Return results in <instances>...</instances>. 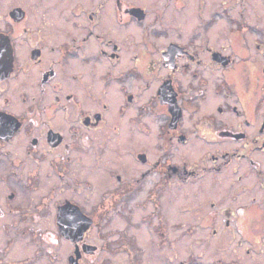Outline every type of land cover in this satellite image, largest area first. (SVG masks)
Returning a JSON list of instances; mask_svg holds the SVG:
<instances>
[{"label":"flooded vegetation","instance_id":"flooded-vegetation-1","mask_svg":"<svg viewBox=\"0 0 264 264\" xmlns=\"http://www.w3.org/2000/svg\"><path fill=\"white\" fill-rule=\"evenodd\" d=\"M154 2L0 0V264H142L113 218L155 205L160 248L176 189L264 219V0Z\"/></svg>","mask_w":264,"mask_h":264},{"label":"rangeland","instance_id":"rangeland-1","mask_svg":"<svg viewBox=\"0 0 264 264\" xmlns=\"http://www.w3.org/2000/svg\"><path fill=\"white\" fill-rule=\"evenodd\" d=\"M136 1L144 4H151L152 1L158 2V0ZM183 192L180 189L173 191L170 215L165 216L167 221L164 230L168 243L160 248L156 242L160 237L158 227H160L162 215L160 216L158 212L152 213L153 210H159L155 205L151 203L141 205L135 216L137 221L132 220L133 217L128 218L125 215L115 214L112 225L129 223L134 227L133 225L137 223L138 228L136 227L135 231L140 236L139 245L142 248L145 246L149 248L147 251L149 254H144L142 264H181V262L183 264H228V259L234 256L245 258L242 261L238 258L239 260L231 264H264V255L262 259L255 260L241 254V250L250 245L264 247V219L261 220L260 216H252L250 221L243 222L244 226L249 222L246 228L243 227L240 230L237 225L229 230L214 232L211 217L206 210L203 211L205 207L202 208L203 212L195 207L200 202L196 191L189 190L186 197L182 196ZM175 193L179 195L175 196ZM186 204L189 205L188 209ZM143 215L148 216L143 218ZM111 236L117 242L123 241L121 233L118 235L113 233ZM63 248L65 250L67 246L64 244ZM128 253L126 249L106 252L107 255L111 254L115 258L117 264H130Z\"/></svg>","mask_w":264,"mask_h":264}]
</instances>
